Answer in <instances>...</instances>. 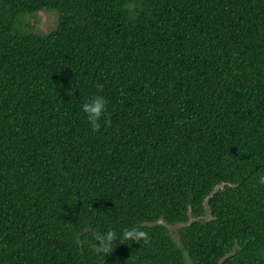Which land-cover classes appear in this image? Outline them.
Segmentation results:
<instances>
[{
	"label": "trees",
	"instance_id": "16d2710c",
	"mask_svg": "<svg viewBox=\"0 0 264 264\" xmlns=\"http://www.w3.org/2000/svg\"><path fill=\"white\" fill-rule=\"evenodd\" d=\"M262 175L264 0H0V264H264Z\"/></svg>",
	"mask_w": 264,
	"mask_h": 264
},
{
	"label": "clouds",
	"instance_id": "9594fccd",
	"mask_svg": "<svg viewBox=\"0 0 264 264\" xmlns=\"http://www.w3.org/2000/svg\"><path fill=\"white\" fill-rule=\"evenodd\" d=\"M106 110V101L102 96H95L91 100H86L82 105V111L86 113L92 131H99L101 128V120ZM105 124L108 121H104ZM259 183L264 185V175L259 178ZM93 240L95 241L93 248L96 254L104 257L111 254L115 248L117 240L120 243H127L134 241L140 244L143 241L145 244L149 242L150 237L148 233L140 228L133 227L131 229L123 230L121 235L111 229L106 232H93Z\"/></svg>",
	"mask_w": 264,
	"mask_h": 264
},
{
	"label": "rangeland",
	"instance_id": "374dc122",
	"mask_svg": "<svg viewBox=\"0 0 264 264\" xmlns=\"http://www.w3.org/2000/svg\"><path fill=\"white\" fill-rule=\"evenodd\" d=\"M172 232L175 234V232H176V228H173V229H172Z\"/></svg>",
	"mask_w": 264,
	"mask_h": 264
}]
</instances>
